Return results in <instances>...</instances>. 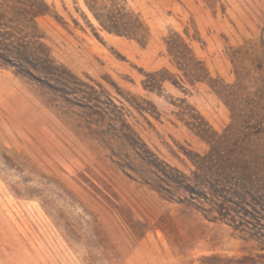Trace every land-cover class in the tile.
Masks as SVG:
<instances>
[{
    "label": "rangeland",
    "instance_id": "374dc122",
    "mask_svg": "<svg viewBox=\"0 0 264 264\" xmlns=\"http://www.w3.org/2000/svg\"><path fill=\"white\" fill-rule=\"evenodd\" d=\"M263 27L264 0H0V264H264L207 172L243 137L210 84Z\"/></svg>",
    "mask_w": 264,
    "mask_h": 264
},
{
    "label": "trees",
    "instance_id": "16d2710c",
    "mask_svg": "<svg viewBox=\"0 0 264 264\" xmlns=\"http://www.w3.org/2000/svg\"><path fill=\"white\" fill-rule=\"evenodd\" d=\"M88 6L104 28L144 37L145 29L139 21L133 27L117 25L103 19L101 8L94 7L89 1ZM231 60L234 82L210 86L229 106L231 126L236 127L237 134L243 137L234 141L221 169L216 171L211 165L207 172L217 185L218 189H214L216 194L234 204L242 213L264 219V27L259 43L246 42L239 46L231 53ZM215 141L208 139L212 149ZM207 158L211 159V156L207 155Z\"/></svg>",
    "mask_w": 264,
    "mask_h": 264
}]
</instances>
